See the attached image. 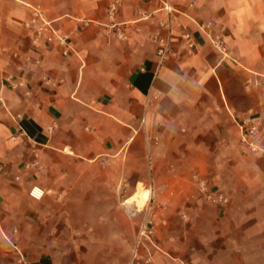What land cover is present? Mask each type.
<instances>
[{"label":"crops","instance_id":"obj_1","mask_svg":"<svg viewBox=\"0 0 264 264\" xmlns=\"http://www.w3.org/2000/svg\"><path fill=\"white\" fill-rule=\"evenodd\" d=\"M111 1L0 0V264H55L41 249L55 224L61 247L123 244L116 199L129 195L130 182L151 183L161 212L198 209L193 177L242 181L246 117L264 161V88L246 86L264 75V0H120L117 19L130 21L125 38L103 24ZM166 2L178 10L173 51L161 62L157 21ZM33 5L69 33L67 55L56 41L33 42L23 26ZM199 23L211 24L225 53ZM260 164H251L250 183ZM120 182L128 185L119 190ZM33 184L45 190L41 199L30 195ZM214 192L248 197L249 228L264 230L263 189ZM210 206L227 219L235 208ZM49 212L56 223L44 220ZM92 260L110 255L103 248ZM62 261L70 263L66 249Z\"/></svg>","mask_w":264,"mask_h":264},{"label":"rangeland","instance_id":"obj_2","mask_svg":"<svg viewBox=\"0 0 264 264\" xmlns=\"http://www.w3.org/2000/svg\"><path fill=\"white\" fill-rule=\"evenodd\" d=\"M256 135L253 136V139ZM241 141L243 145L242 181L238 182L232 179L226 183H209L202 177H193V181L189 183L193 186V192L190 191V193L197 195L198 199L201 198L202 203L199 204L198 209L182 207L179 204L173 210L166 209L161 212L160 207L164 205H160L154 198L151 183L130 182L129 195L116 199L125 216L123 244L100 247L94 243L91 246L82 244L61 247L57 244L58 231L55 224V228L52 225L49 231L51 244L41 247V249L45 250L46 255L55 264H64L62 261L64 249L70 257L69 264H130L141 224L147 221L153 230L152 238L159 246V248L155 247L146 239L144 244L139 247L138 252L141 256L151 255L152 259L148 264H173L174 257L178 261L179 259L184 260L186 264H264V230L251 231L249 228L251 222L250 199L248 197L229 199L227 206L233 205L235 208L230 210L228 214L230 218L227 219L224 218V216L227 217L226 213L210 206V204H221L209 199L206 195L208 192L218 190L228 193H234L240 189L245 191L252 186L255 189L264 190V164H260L264 161L261 160L262 156L259 154L263 151L260 148L251 149L242 140V137ZM144 159L148 160L147 155ZM255 162L260 164L257 167L259 180L250 183V175H257L253 173L251 166ZM202 181H204L203 184ZM126 185H128L127 182H120L119 190ZM187 190L185 193H188ZM132 199L137 200V206L141 209L136 213H132L129 206ZM187 201L186 205L192 203L190 200ZM125 202H128V207ZM3 215L4 212L0 206V225L3 223ZM45 216V221L57 222L55 213L49 212ZM235 222L238 224H234ZM103 248L104 252L110 255V260L104 263L93 261L96 251H101ZM193 251L197 253L194 261ZM143 259L142 257L138 258L135 264L137 261L141 264Z\"/></svg>","mask_w":264,"mask_h":264},{"label":"built area","instance_id":"obj_3","mask_svg":"<svg viewBox=\"0 0 264 264\" xmlns=\"http://www.w3.org/2000/svg\"><path fill=\"white\" fill-rule=\"evenodd\" d=\"M119 4L120 0H112L109 3L106 13L107 20L103 22V24L108 30L114 31L120 37L125 38L127 36L126 31L130 21H120L117 19ZM192 4L193 3H191V5ZM164 9L167 12V16L164 18H160L157 21L159 27L162 28L165 33L161 38L158 39L157 46V55L161 62L164 61L173 51L172 39L174 36V32L172 28V21L174 19L173 13L178 10L169 2H166ZM149 16L150 15L148 13L143 14V17L145 18H148ZM89 22L90 20L88 19L82 20L80 25L76 26V29L89 24ZM23 26L30 32L34 43H39L41 40H45L48 43L56 41L60 45H62V52L64 54L67 55L69 53V33L67 34L63 32L61 27L57 26L53 19L48 18L40 5L32 6V17L29 20L23 21ZM199 26L205 32L214 47L220 50L221 52L225 53L226 46L224 44V40L220 35L213 33L211 24L199 23ZM181 34L184 41L189 44H192L193 33L190 30L184 29ZM250 85L264 88V75L256 74L253 78H248L246 81V86L249 87ZM240 126L242 129V140L246 142L251 149H258L259 145L253 139V136L256 134L257 131V125L252 123L251 117L244 118L240 123ZM33 163H35V161ZM203 183L204 181H202V184ZM44 193L45 190L37 184H33L30 188V195L35 199H41ZM206 195L209 199L220 204H226L229 201V198L220 192H208L206 193ZM152 232L153 230L151 227H149L148 222H142L140 232L136 239L135 247L133 249V255L130 264H135V261L140 257L144 258L141 264H148L151 261V255L141 256L138 250L139 247L144 244V240L146 239L152 245L159 248L158 244L152 238ZM17 251L20 256V260H22L24 258L22 251L19 248H17ZM173 260V264H186L184 260L179 259L178 261L176 257H174ZM137 264H139L138 261Z\"/></svg>","mask_w":264,"mask_h":264},{"label":"bare ground","instance_id":"obj_4","mask_svg":"<svg viewBox=\"0 0 264 264\" xmlns=\"http://www.w3.org/2000/svg\"><path fill=\"white\" fill-rule=\"evenodd\" d=\"M136 201H137L136 199H132V200H130L129 206H130V208L132 209V213H136L137 211L141 210V209H139V207L137 206ZM125 205L128 207V202H125Z\"/></svg>","mask_w":264,"mask_h":264}]
</instances>
